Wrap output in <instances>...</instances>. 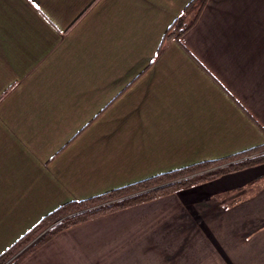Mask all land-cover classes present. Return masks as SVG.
Listing matches in <instances>:
<instances>
[{
	"label": "crops",
	"instance_id": "1",
	"mask_svg": "<svg viewBox=\"0 0 264 264\" xmlns=\"http://www.w3.org/2000/svg\"><path fill=\"white\" fill-rule=\"evenodd\" d=\"M190 1L0 0V254L65 202L264 143V0H209L156 57ZM255 178L75 225L20 264H264Z\"/></svg>",
	"mask_w": 264,
	"mask_h": 264
},
{
	"label": "trees",
	"instance_id": "2",
	"mask_svg": "<svg viewBox=\"0 0 264 264\" xmlns=\"http://www.w3.org/2000/svg\"><path fill=\"white\" fill-rule=\"evenodd\" d=\"M208 1L191 0L184 7L165 31L156 57L160 56L169 42L180 41L182 36L196 25ZM263 162L264 143L225 157L207 159L159 173L84 199L65 202L42 217L30 230L4 250L0 254V264H20L40 246L75 225L217 180ZM262 181L264 174L255 178L249 187ZM238 190L235 189L231 193ZM44 231L46 232L42 234ZM35 238L37 239L33 241Z\"/></svg>",
	"mask_w": 264,
	"mask_h": 264
},
{
	"label": "rangeland",
	"instance_id": "3",
	"mask_svg": "<svg viewBox=\"0 0 264 264\" xmlns=\"http://www.w3.org/2000/svg\"><path fill=\"white\" fill-rule=\"evenodd\" d=\"M262 174H264V162L257 164L256 166L249 167L243 171H239L236 173L229 174L228 176H224L222 177V179L220 178L219 181L217 180L218 181L216 182L217 184H212L211 188L212 189L224 188L227 186H234V185H239L244 187L251 179L260 176ZM45 232L46 231L42 232V234H44ZM37 238H35L33 241H35Z\"/></svg>",
	"mask_w": 264,
	"mask_h": 264
}]
</instances>
